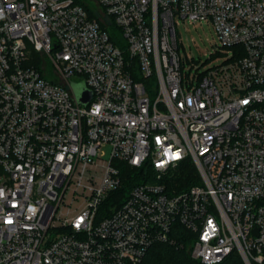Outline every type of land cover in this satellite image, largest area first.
<instances>
[{
	"label": "built area",
	"instance_id": "1",
	"mask_svg": "<svg viewBox=\"0 0 264 264\" xmlns=\"http://www.w3.org/2000/svg\"><path fill=\"white\" fill-rule=\"evenodd\" d=\"M179 19L221 63L181 58ZM118 163L151 177L102 214ZM176 224L202 264H264V0H0V264H136Z\"/></svg>",
	"mask_w": 264,
	"mask_h": 264
},
{
	"label": "trees",
	"instance_id": "2",
	"mask_svg": "<svg viewBox=\"0 0 264 264\" xmlns=\"http://www.w3.org/2000/svg\"><path fill=\"white\" fill-rule=\"evenodd\" d=\"M109 30L113 42L123 45V39L119 31L112 25L109 27ZM117 166L120 171L121 185L119 189L108 195L102 203L100 207V213L102 214L109 213L112 207L120 206L131 187L138 183L146 182L151 177V171L147 169L144 170V167L133 168L126 163H118ZM197 182L198 177L195 168L190 163H185L179 167L169 180L167 190L170 192H172V190H185ZM172 237L176 239L175 244H153L150 246L143 259L136 264H202L190 257L188 250L190 236L181 225L176 224L173 227ZM217 264L244 263L237 253H231L227 258Z\"/></svg>",
	"mask_w": 264,
	"mask_h": 264
},
{
	"label": "rangeland",
	"instance_id": "3",
	"mask_svg": "<svg viewBox=\"0 0 264 264\" xmlns=\"http://www.w3.org/2000/svg\"><path fill=\"white\" fill-rule=\"evenodd\" d=\"M98 13L102 19L107 21L99 11ZM176 30L180 44L179 54L181 58L183 60L189 59L191 62L196 63L199 67V73H203L206 69L212 68L222 62V56L214 52L218 41L211 25L207 22L193 23L179 19ZM38 59L47 77L54 81H61L59 75L55 73L53 67L45 58L39 57ZM193 73L194 70L191 71V74ZM81 87V83L75 84L74 90L78 92ZM104 149L108 151L109 147L106 146Z\"/></svg>",
	"mask_w": 264,
	"mask_h": 264
},
{
	"label": "water",
	"instance_id": "4",
	"mask_svg": "<svg viewBox=\"0 0 264 264\" xmlns=\"http://www.w3.org/2000/svg\"><path fill=\"white\" fill-rule=\"evenodd\" d=\"M81 84H82V87L79 89L78 92L74 90L75 84H72V90L79 103L87 104L91 98V92L85 88L84 83H81Z\"/></svg>",
	"mask_w": 264,
	"mask_h": 264
}]
</instances>
